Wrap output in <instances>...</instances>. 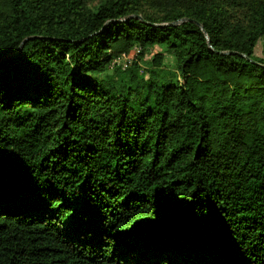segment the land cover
I'll list each match as a JSON object with an SVG mask.
<instances>
[{"label":"trees","instance_id":"16d2710c","mask_svg":"<svg viewBox=\"0 0 264 264\" xmlns=\"http://www.w3.org/2000/svg\"><path fill=\"white\" fill-rule=\"evenodd\" d=\"M94 2L0 0V264H264V0Z\"/></svg>","mask_w":264,"mask_h":264},{"label":"rangeland","instance_id":"374dc122","mask_svg":"<svg viewBox=\"0 0 264 264\" xmlns=\"http://www.w3.org/2000/svg\"><path fill=\"white\" fill-rule=\"evenodd\" d=\"M98 1H100V0H95L94 3L97 4ZM262 50H263V41L260 40L256 44V47L254 49V55L257 57H261L262 56ZM160 51H161L160 47H154L153 49H151L147 53L138 56L140 53V49L138 47H134L129 53L117 57L113 64L114 65H120V66H122V68H126V67H129L130 64L132 63V61L136 58V62L139 63V65H141L143 67H147L150 59L154 55L159 53ZM137 57H138V60H137ZM163 64H164L163 66L166 69L174 71L175 60L172 56L165 55L164 60H163ZM111 72H112V70L108 71V73H111Z\"/></svg>","mask_w":264,"mask_h":264},{"label":"water","instance_id":"95a60500","mask_svg":"<svg viewBox=\"0 0 264 264\" xmlns=\"http://www.w3.org/2000/svg\"><path fill=\"white\" fill-rule=\"evenodd\" d=\"M137 18H139V16H137ZM195 24H196L198 27H200L199 23L195 22Z\"/></svg>","mask_w":264,"mask_h":264}]
</instances>
